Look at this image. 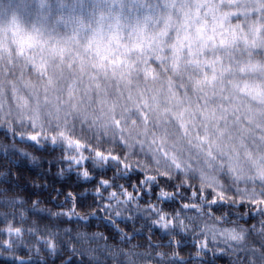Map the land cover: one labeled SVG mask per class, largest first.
<instances>
[{
	"label": "clouds",
	"instance_id": "1",
	"mask_svg": "<svg viewBox=\"0 0 264 264\" xmlns=\"http://www.w3.org/2000/svg\"><path fill=\"white\" fill-rule=\"evenodd\" d=\"M0 264H264V0H0Z\"/></svg>",
	"mask_w": 264,
	"mask_h": 264
}]
</instances>
